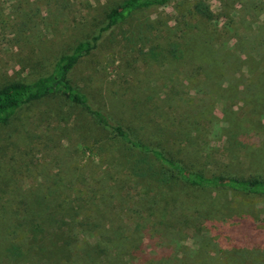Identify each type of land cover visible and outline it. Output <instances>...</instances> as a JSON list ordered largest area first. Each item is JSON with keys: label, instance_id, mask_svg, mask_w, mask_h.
<instances>
[{"label": "rangeland", "instance_id": "374dc122", "mask_svg": "<svg viewBox=\"0 0 264 264\" xmlns=\"http://www.w3.org/2000/svg\"><path fill=\"white\" fill-rule=\"evenodd\" d=\"M122 1L0 0V87L48 75L99 35L69 74L93 109L161 142L188 170L264 178V0H172L101 32ZM111 136L60 95L0 125V229L22 233L32 192L50 202L70 194L114 212L112 235L75 225L105 264H264V195L150 185ZM94 184L104 198L86 195Z\"/></svg>", "mask_w": 264, "mask_h": 264}, {"label": "trees", "instance_id": "16d2710c", "mask_svg": "<svg viewBox=\"0 0 264 264\" xmlns=\"http://www.w3.org/2000/svg\"><path fill=\"white\" fill-rule=\"evenodd\" d=\"M171 1L123 0L105 13L106 25L100 31H107L123 23L136 11L152 6H165ZM195 8L206 20L212 19L213 13L202 2H198ZM98 40L99 35L76 44L70 53L57 59L51 73L46 76L30 83L16 81L0 87V125L9 124L23 107L50 96L60 95L82 108L101 130L111 133V138L129 152L127 158L138 156L133 161L128 159L126 165L133 173L138 172L140 179H147L150 185L154 183L162 189V186L172 187L173 182L181 181L198 189L225 188L237 194L264 195V178L208 176L188 170L183 161L165 152L161 142L148 143L136 135L128 123L115 124L107 114L93 109L87 97L71 84L69 74L82 58L91 54ZM119 152L122 154V151ZM94 185L95 189H86V195L104 198L103 187ZM35 195L32 192L21 204L24 208L20 223L22 233L0 229L2 264H105V260L109 258L107 252L95 242L82 243L75 225L99 229L104 224L105 235H112L116 220L110 208L95 204V199H85V202L79 197L72 199L70 194H66V199H55L53 202L49 201L52 198H36ZM80 212L86 216L81 218ZM104 221H108V224ZM0 225L5 226L2 221Z\"/></svg>", "mask_w": 264, "mask_h": 264}]
</instances>
